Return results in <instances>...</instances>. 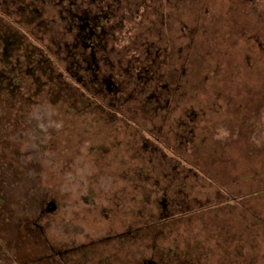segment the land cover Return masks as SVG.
<instances>
[{"label": "rangeland", "instance_id": "1", "mask_svg": "<svg viewBox=\"0 0 264 264\" xmlns=\"http://www.w3.org/2000/svg\"><path fill=\"white\" fill-rule=\"evenodd\" d=\"M30 1L0 0V264H264V0H106L98 71L95 0Z\"/></svg>", "mask_w": 264, "mask_h": 264}, {"label": "trees", "instance_id": "2", "mask_svg": "<svg viewBox=\"0 0 264 264\" xmlns=\"http://www.w3.org/2000/svg\"><path fill=\"white\" fill-rule=\"evenodd\" d=\"M41 1H46V0H33L35 6L37 4H39V3H41ZM152 1H155V0H152ZM67 2H68V6L69 7H72V6L76 5L75 0H67ZM93 3H96L95 4L96 8L99 9V11L96 12V13H92L91 7L88 8V7H82V6L78 7L76 11L71 12L69 9H68V11H70V13H71L70 17H69V19L71 21V24L73 26H76V27L80 26V30L81 31L78 34L79 35V42L82 43L81 41H83V43H84V40H85V42H87V43L83 44V46L89 45L90 47H95L96 48L100 43H98V42L94 43L93 42L94 37H95L94 36L95 27L94 26H97L96 24H98L97 23L98 19L110 17L111 14H113L114 10L112 8V4L106 2V0H95V2H93ZM41 10L42 9H40V7L37 5L36 6V12H37L38 15L41 14ZM103 10H105V13L103 12ZM82 20H84L86 22L84 24L79 25ZM87 29H89V32L88 33L84 32V30H87ZM103 29H104V27H103ZM105 31L106 30L104 29V31L101 32L102 34H100V35H103ZM78 45L79 44L74 43V46H78ZM94 61H92V62L94 63ZM99 69H100L99 65L96 66L95 70L98 71ZM103 81H104V84H105L104 86L107 87L108 90H111V88L108 87V84L110 83V80L109 79H104Z\"/></svg>", "mask_w": 264, "mask_h": 264}, {"label": "flooded vegetation", "instance_id": "3", "mask_svg": "<svg viewBox=\"0 0 264 264\" xmlns=\"http://www.w3.org/2000/svg\"><path fill=\"white\" fill-rule=\"evenodd\" d=\"M12 3H14V2H16V0H10ZM14 1V2H13ZM24 2V1H23ZM28 4L29 5H31V6H33L34 5V2H33V0H31L30 2H28ZM29 5H27V6H29ZM35 6V5H34ZM31 13H32V17L30 16V18H31V20H33L34 19V17H35V19H36V15H38L37 14V12H36V9H34V10H31L30 11ZM40 24H42V23H40ZM2 36H5L6 37V31L4 30V29H0V37H2ZM7 38H11V36H8ZM10 41H12V40H10ZM91 48V53H90V56H92L91 57V59H90V66H92L93 68H96V66H98L99 64H98V58H97V54H96V51H97V49L95 48V47H90ZM95 60V61H94ZM92 61H94V63L92 62ZM96 65V66H95ZM114 85V82H110L109 84H108V87L109 88H112V86Z\"/></svg>", "mask_w": 264, "mask_h": 264}]
</instances>
